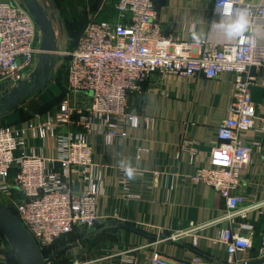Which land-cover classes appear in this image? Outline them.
I'll return each instance as SVG.
<instances>
[{"label":"crops","instance_id":"1","mask_svg":"<svg viewBox=\"0 0 264 264\" xmlns=\"http://www.w3.org/2000/svg\"><path fill=\"white\" fill-rule=\"evenodd\" d=\"M68 1L74 4L77 0ZM235 1L264 6V0ZM114 2L82 0L81 5L85 6L83 10L91 9L97 21L115 25L118 18ZM212 2L157 0V22L164 36L191 44L194 53L203 38L218 47L235 44L239 36L230 38L227 26L236 21L241 11L231 17H219L213 13ZM69 9L72 7L64 3L57 10L67 13ZM50 13L55 27V22L60 21ZM250 32L264 46V27L253 25L247 18L242 34ZM249 74L251 102L256 113L262 115L264 70L251 69ZM14 86L11 81L0 83V96ZM63 89L60 100L53 103L30 101L35 94L13 112L0 116V126L9 127L19 142L14 156L41 157L46 160L47 172L52 174L60 170L57 143L48 135L40 137L38 127L57 113L63 97H68L75 108H85L90 102L87 94L68 95L66 85ZM233 94V76L228 73L214 79L150 75L141 84L140 92L127 99V112L138 119L136 128L126 123L122 135L109 145L104 143L103 135H86L91 148V174L98 189L95 225L88 229L73 227L68 235L45 249L44 259L52 258L49 264H152L151 258L158 255L173 261L198 257V264H226L225 245L214 241L220 230L230 229L251 242L250 249L233 256L232 264H264V250L260 247L264 239V145L254 149L249 165L240 172L238 193L243 203L237 211L246 209L243 218L237 216L232 223L224 219L225 201L211 188L190 180L198 168H216L211 159L212 149L217 146L216 129L230 117ZM238 140L254 146L261 139L253 129L240 134ZM189 148L195 151L192 160ZM121 162L134 169L128 197L119 186L124 171ZM13 177L14 171L7 181L12 188L0 194L9 201L7 205L0 199L8 209L20 197ZM69 185L71 189L81 187L76 175H72ZM0 236L3 237L1 232ZM7 261L0 254V264H8Z\"/></svg>","mask_w":264,"mask_h":264},{"label":"built area","instance_id":"2","mask_svg":"<svg viewBox=\"0 0 264 264\" xmlns=\"http://www.w3.org/2000/svg\"><path fill=\"white\" fill-rule=\"evenodd\" d=\"M156 1L115 0L118 22L111 25L89 21L76 46L66 52L67 93L87 94L90 102L85 108H75L68 97H63L57 113L38 127L40 137L48 135L56 140L58 173H48L46 160L41 157H15L19 142L9 127L0 126V194L12 188L7 181L14 171L12 182L20 197L12 201L9 209L40 251L68 235L75 226L88 229L95 225L98 189L91 174V148L86 135H103L104 143L109 145L122 135L126 123L136 128L138 119L127 112V99L139 93L141 84L157 73L204 79L223 73L233 76L230 117L217 127V146L211 153L217 166L196 169L190 180L206 185L225 201L224 219L232 223L235 217H244L246 209L237 211L243 203L238 193L240 172L249 165L254 149L264 145V114L258 115L251 102L249 72L264 70V46L250 32L239 36L235 44L222 47L203 38L194 53L191 44L164 36L157 22ZM223 7L224 0H213V13L219 17H231L243 10L253 25L264 27V6L227 0L229 11L222 16ZM38 36L34 21L20 0L0 1V83L11 81L16 86L30 81L34 56L40 53ZM253 129L261 139L256 145L238 140L240 134ZM188 150L192 160L195 151ZM72 175L81 183L79 189H71ZM121 175L119 186L126 194L129 179L125 171ZM214 242L225 245L226 264H232L237 252L251 247L249 239L230 229L220 230ZM260 247L264 250V239ZM128 259L131 261V257ZM151 263L198 264L199 258L173 261L155 255Z\"/></svg>","mask_w":264,"mask_h":264},{"label":"water","instance_id":"3","mask_svg":"<svg viewBox=\"0 0 264 264\" xmlns=\"http://www.w3.org/2000/svg\"><path fill=\"white\" fill-rule=\"evenodd\" d=\"M34 21L40 35L39 61L28 81H23L0 96V116L13 112L24 102L45 88L52 80L57 53L53 16H48L37 0H20ZM0 232L6 239L17 264H49L52 258L44 259L41 251L21 226L14 214L0 202Z\"/></svg>","mask_w":264,"mask_h":264},{"label":"rangeland","instance_id":"4","mask_svg":"<svg viewBox=\"0 0 264 264\" xmlns=\"http://www.w3.org/2000/svg\"><path fill=\"white\" fill-rule=\"evenodd\" d=\"M45 1L46 0H40V5L45 9L48 16H50L51 14L50 12H53V14L57 17V20L60 21V23L55 22V27H54L55 28L54 30L56 33V43H57L58 50L54 58L55 66H54V74L52 77L53 84L49 83V85L43 88L42 91H39L38 93H36V96L32 97L30 101L33 102L35 100H42L44 102H47V104L48 103L50 104V103H53L57 98H59L61 94V89H62L61 85H63V81L65 80L64 74H66V80H67L66 68H67V63H68V57H67L66 52L71 51L70 50L71 47H74V45L76 44V41H78V38L80 37L79 36L80 33L81 34L83 33L82 30H84L86 24L91 20H95V21L97 20L95 19L93 15V11L91 9H89V11L83 10L85 9L84 8L85 6L81 5L82 0H77L74 4H71L68 0H49L47 4ZM109 1H112V0H109ZM64 3L67 7L71 6L72 9L71 10L69 9L67 13H60V11L57 9L60 7L61 4H64ZM76 3H78V5ZM75 4L76 6H74ZM89 16L90 18L87 20V17ZM84 20L86 21L85 23H84ZM67 25L70 27H68ZM78 26H81V27L79 28ZM38 42H39V49H40V42H41L40 33L38 36ZM39 54L40 53L34 56L32 71H34L39 61V57H38ZM0 199L1 201H3L4 203L8 205L9 201L6 202V199L2 198L1 196H0ZM10 207L12 206H9V208ZM46 253L47 251L42 250L41 255L43 258H46L45 257ZM0 254L4 255L5 259L8 258V261H7L8 264H14L13 261L9 262L11 257L13 258V253L6 239L3 238L2 236H0Z\"/></svg>","mask_w":264,"mask_h":264},{"label":"clouds","instance_id":"5","mask_svg":"<svg viewBox=\"0 0 264 264\" xmlns=\"http://www.w3.org/2000/svg\"><path fill=\"white\" fill-rule=\"evenodd\" d=\"M228 11L229 9L227 7V0H224V7L221 10V15L223 16L227 14ZM246 16L247 13L242 10L236 21L227 26V35L230 38L234 36H241L242 33L245 31V29L247 28ZM121 168L124 169L125 174L129 180L134 179V169L131 167L130 164L126 166L123 162H121Z\"/></svg>","mask_w":264,"mask_h":264},{"label":"trees","instance_id":"6","mask_svg":"<svg viewBox=\"0 0 264 264\" xmlns=\"http://www.w3.org/2000/svg\"><path fill=\"white\" fill-rule=\"evenodd\" d=\"M81 24H83V23H81ZM68 25H69V24H68ZM68 25H67V26H68ZM68 27H70V26H68ZM78 27L80 28L81 26H78ZM82 31H83V30H82ZM80 35H81V33H80ZM80 35H79V36H80ZM76 43H77V41H76ZM75 46H76V44L74 45V47H75ZM74 47H71L70 50H72ZM64 79H65V80L63 81V85H61V88H62L61 90H62V91L64 90V89H63V86L66 85V74H64ZM59 100H60V98H59ZM59 100H58V102H59ZM9 210L14 214V211H13L12 209H9ZM1 235H2V234H1ZM44 250H45V249H44ZM44 250H43V251H44ZM41 252H42V251H41ZM10 260L13 261L14 264H17V263H16V260H15V258H14V256H13V258L11 257Z\"/></svg>","mask_w":264,"mask_h":264},{"label":"flooded vegetation","instance_id":"7","mask_svg":"<svg viewBox=\"0 0 264 264\" xmlns=\"http://www.w3.org/2000/svg\"><path fill=\"white\" fill-rule=\"evenodd\" d=\"M28 84H32L33 83V79H30V81H28Z\"/></svg>","mask_w":264,"mask_h":264}]
</instances>
